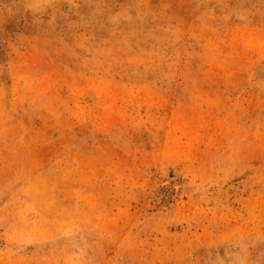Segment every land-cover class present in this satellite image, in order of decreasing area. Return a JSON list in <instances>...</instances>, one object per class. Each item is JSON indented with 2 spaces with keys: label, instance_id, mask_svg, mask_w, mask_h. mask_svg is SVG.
Masks as SVG:
<instances>
[{
  "label": "rangeland",
  "instance_id": "rangeland-1",
  "mask_svg": "<svg viewBox=\"0 0 264 264\" xmlns=\"http://www.w3.org/2000/svg\"><path fill=\"white\" fill-rule=\"evenodd\" d=\"M0 264H264V0H0Z\"/></svg>",
  "mask_w": 264,
  "mask_h": 264
}]
</instances>
